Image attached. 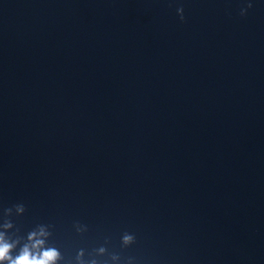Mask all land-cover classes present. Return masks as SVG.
<instances>
[{
    "label": "water",
    "instance_id": "1",
    "mask_svg": "<svg viewBox=\"0 0 264 264\" xmlns=\"http://www.w3.org/2000/svg\"><path fill=\"white\" fill-rule=\"evenodd\" d=\"M248 2L0 0V224L26 208L9 235L51 226L61 264H264V0L242 17Z\"/></svg>",
    "mask_w": 264,
    "mask_h": 264
},
{
    "label": "clouds",
    "instance_id": "2",
    "mask_svg": "<svg viewBox=\"0 0 264 264\" xmlns=\"http://www.w3.org/2000/svg\"><path fill=\"white\" fill-rule=\"evenodd\" d=\"M253 4L251 0L247 3L246 7L241 8L240 15L246 16L248 10L252 9ZM177 15L179 16L181 22L184 21V9L178 8ZM26 211L25 206L21 204H16L12 208H8L4 211V221L0 224V264H61L64 260L60 251L52 244L49 240L52 237V232L48 225H38L32 231H30L26 238L21 237L13 233L9 235L14 228V224L9 217L15 213L17 217L22 216ZM78 234H83L87 231L85 226L80 224L75 225ZM135 242V237L128 233L122 236V243L124 246L132 245ZM107 249L105 247H100L98 249L99 255L103 256ZM118 255L113 254L111 256L112 261L119 260ZM69 264H72L69 261ZM74 264H106V262H101L95 256L89 255L85 259L84 250H80L76 257Z\"/></svg>",
    "mask_w": 264,
    "mask_h": 264
}]
</instances>
